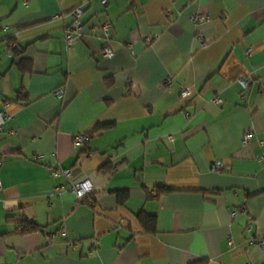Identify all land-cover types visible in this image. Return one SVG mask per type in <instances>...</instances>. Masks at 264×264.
<instances>
[{
  "label": "crops",
  "instance_id": "1",
  "mask_svg": "<svg viewBox=\"0 0 264 264\" xmlns=\"http://www.w3.org/2000/svg\"><path fill=\"white\" fill-rule=\"evenodd\" d=\"M0 111V264H264V0H0Z\"/></svg>",
  "mask_w": 264,
  "mask_h": 264
},
{
  "label": "built area",
  "instance_id": "2",
  "mask_svg": "<svg viewBox=\"0 0 264 264\" xmlns=\"http://www.w3.org/2000/svg\"><path fill=\"white\" fill-rule=\"evenodd\" d=\"M98 1L102 7H105L109 0H98ZM24 4L27 5V1H24ZM87 4L88 3L86 2V3H82L80 5H77L76 7L72 8L70 11H68L67 13L60 15V17H62V18L66 17V16H68L70 18V23L65 28V35H64V39H63L65 49H69L72 46H74L75 43H77L79 40H81L85 35L81 18L85 12V8H86ZM191 20L194 23H198V22L207 21L208 17L205 14L194 13L191 16ZM111 26L112 25L110 22H97L91 26V31L93 33L98 34L99 37L104 41V45L102 47V56L106 57V58H112L114 56L113 49L107 44L109 37H110ZM199 40L201 43H203V39L201 37ZM11 48L18 49L19 45L17 43H12ZM239 83L243 88H246L247 84L249 83V79L247 77H241L239 79ZM166 85L167 86L170 85V79L166 80ZM188 94H189V91H187V90L182 91L183 96H187ZM55 95L58 97H62L63 96V89L61 88V89L57 90L55 92ZM213 100L218 105L223 104V99L219 96L214 97ZM186 116H188V115L186 114ZM9 118H10V115L7 112L0 111V131H4L5 124H6L7 120H9ZM14 133H15V131L9 132V134H14ZM252 137H253L252 131L247 130L243 135V140H242L243 144L244 145L248 144L251 141ZM88 138H89L88 135H77L75 137V141H74L75 145H77L80 142L88 140ZM168 139L170 141H172L173 140L172 135H169ZM258 142L261 146L264 145L263 139H260ZM35 159L41 161V160H44L45 157H44V155H37L35 157ZM259 159L264 160V155L261 156ZM213 167L215 169H220L222 167V163L215 162L213 164ZM59 173H60L59 171L53 170L52 176L56 177L59 175ZM62 174L64 176L68 177L69 171H63ZM69 189L76 195V197L78 199H81L84 196H86L87 193H89L91 191L92 186L88 180H83V181H80L77 183H70ZM1 191H2V185L0 183V192ZM156 193H157L156 191L153 192V194H156ZM98 242L99 241L97 239L96 243H98ZM230 243H231V240H230ZM254 243H255V241H251V244H254ZM258 244L261 246V248L264 249V240H260L258 242Z\"/></svg>",
  "mask_w": 264,
  "mask_h": 264
},
{
  "label": "trees",
  "instance_id": "3",
  "mask_svg": "<svg viewBox=\"0 0 264 264\" xmlns=\"http://www.w3.org/2000/svg\"><path fill=\"white\" fill-rule=\"evenodd\" d=\"M21 68L23 70L29 69V62H22ZM104 126H101L97 129L103 128ZM161 192H168L170 191L168 188H161ZM126 194L124 192L118 193V200L119 202H123L124 198H126ZM138 220L140 221L141 225L148 233H155L157 231V219L155 215H150L144 212H139L137 214ZM19 227L22 231H34L39 229V225H37L34 222L23 220Z\"/></svg>",
  "mask_w": 264,
  "mask_h": 264
}]
</instances>
